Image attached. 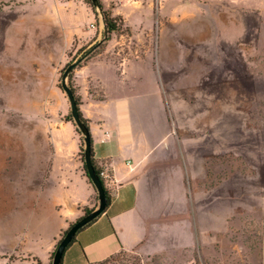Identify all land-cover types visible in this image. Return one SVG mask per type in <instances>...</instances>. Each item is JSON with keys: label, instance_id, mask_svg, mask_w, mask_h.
Here are the masks:
<instances>
[{"label": "rangeland", "instance_id": "obj_1", "mask_svg": "<svg viewBox=\"0 0 264 264\" xmlns=\"http://www.w3.org/2000/svg\"><path fill=\"white\" fill-rule=\"evenodd\" d=\"M156 4L149 14L154 23L145 33L150 61L176 60L179 68L160 72L174 137L170 144L181 155L191 202L197 198L204 209L213 200L216 213H229L227 229L199 231L194 249L148 256L127 252L107 264H200V255H210L209 242L238 264H264V0H199L179 12ZM173 13H193L207 21L170 24L167 17ZM115 17L117 35L125 37L114 47L122 54L106 57L118 63L137 42L129 41V29ZM91 20V13L76 2L0 0V260L33 257L23 251L22 241L30 239L31 208L41 202L46 185L50 131L74 130L83 153L82 135L69 120L61 75L71 62L80 65L99 57L106 44L103 34H94L72 40L63 52L57 40L66 37L71 25L79 32L89 29ZM159 47L160 53L163 47L169 53L158 54ZM71 74L73 70L67 83L79 100L80 87ZM198 220L204 222L205 214Z\"/></svg>", "mask_w": 264, "mask_h": 264}, {"label": "crops", "instance_id": "obj_2", "mask_svg": "<svg viewBox=\"0 0 264 264\" xmlns=\"http://www.w3.org/2000/svg\"><path fill=\"white\" fill-rule=\"evenodd\" d=\"M100 1L104 9L110 8L113 16L121 17L123 25L129 29V41L137 42V47L129 48L127 55L114 63L106 56L122 54L114 45L121 43L125 36L113 32L104 41L105 57H100L101 52L99 57L77 65L71 74L80 87L76 93L79 109L88 121L92 159L102 167L111 201L104 212L75 234L63 253L61 264L97 262L121 250L148 256L167 250L194 249L199 231L224 233L229 216L228 212L216 213L213 200L203 209L197 198L191 202V197L187 196L181 155L170 144L174 139L173 131L160 89V72L178 70V62L153 64L145 39L149 24L152 27L154 23L149 15L154 3L179 12L183 7L195 6L199 0H129L128 5ZM65 2L83 5L92 20L89 29L83 32L71 25L66 37H62L63 42L59 36L57 41L63 46V52L71 46L72 40L80 41L94 34L101 36L104 30L101 16H96L82 0ZM141 5L142 8L138 7ZM161 18L163 22V16ZM204 20L207 21L193 13H173L167 17L170 24ZM160 47L158 54L169 53L164 47L160 53ZM54 70V65L50 64V75ZM154 115L156 121H152ZM50 134L51 157L46 185L40 192L41 202L31 208L34 227L30 239L22 241L23 251L33 257L3 259L0 264H38L36 258L47 264L61 232L83 215L84 207L96 204V191L77 157L81 137L74 130L66 131L62 127H54ZM202 214H205L204 222L198 220ZM206 248L210 255L204 258L200 255V264L237 261L223 250L218 252L210 242Z\"/></svg>", "mask_w": 264, "mask_h": 264}, {"label": "water", "instance_id": "obj_3", "mask_svg": "<svg viewBox=\"0 0 264 264\" xmlns=\"http://www.w3.org/2000/svg\"><path fill=\"white\" fill-rule=\"evenodd\" d=\"M93 6L99 10L98 0H91ZM79 62H71L69 63L63 73L61 75V88L65 92L69 105H70V114L72 116L74 124L77 126L79 132L82 135L83 141V155H84V163L87 171V175L93 183L96 192H97V206L93 208L90 212L83 214L80 218L75 220L65 231L62 238L59 240L55 251L53 253L51 264H61L62 257L65 249L68 244L71 242L75 234L79 229L93 221L97 218L102 212H104L106 208V196L103 186L101 184L100 179L95 173L93 164H92V145H91V137L89 133V129L81 119L77 107V103L74 97V94L71 88L68 86L67 79L69 78L70 73L76 67Z\"/></svg>", "mask_w": 264, "mask_h": 264}, {"label": "trees", "instance_id": "obj_4", "mask_svg": "<svg viewBox=\"0 0 264 264\" xmlns=\"http://www.w3.org/2000/svg\"><path fill=\"white\" fill-rule=\"evenodd\" d=\"M85 2H86V3L88 4V6L91 8V10L93 11V13H94V14H97V13H96V8H95V6H93L92 2H91L90 0H85ZM98 7H99V14H100L101 19H102V21H103V23H104L103 39H104V41H105V40H108V39L110 38L111 33H113V32H114V33H117V32L119 31V25L117 24V18H116L115 16L112 15L111 10H109V9H104V7H103V5H102L101 2H98ZM119 17H120V16H119ZM119 19H120V18H119ZM71 90H72V92H73V94H74V91H73V89H72V86H71ZM74 97H75V100H76V103H77V107H78L79 115H80L81 119L83 120V122L85 123V125H86L87 128H88V121H87V119H85V118L83 117V115H82V113H81V111H80V109H79V100H78V98H76L75 95H74ZM69 117H70L69 120H71V118H72L71 114L69 115ZM80 141H81V140H80ZM79 151H80L79 158H80V160H81V162H82V164H83V165H82V168H83V170H84V173H85V175L87 176L89 182L92 184L93 188L95 189L93 183L91 182L90 178H89L88 175H87V171H86V168H85L84 155H83V153H82V142L80 143V149H79ZM92 164H93V167H94L95 173H96V175L98 176V178L100 179L101 184H102V186H103V189H104V191H105V196H106V208H107V206L110 204V201H111V195H110L108 189H107L106 186H105L104 179H103L102 174H101V172H102V167L99 166V165H97L96 162H95L93 159H92ZM95 191H96V189H95ZM96 205H97V192H96V204H95L93 207H84V208H83V214L90 212L93 208L96 207ZM104 211H105V210H104ZM91 222H92V221H91ZM88 224H89V223H88ZM66 230H67V229H65V230H63V231L61 232L59 240L62 238V236H63V234L65 233ZM79 230H80V229H79ZM79 230H78V231H79ZM78 231H77V232H78ZM73 239H74V237H73ZM73 239L71 240V242L73 241ZM59 240L56 242V244H55V248H56V246H57ZM71 242L68 244V246L71 244ZM55 248H54V251H55ZM54 251L51 253L50 260H52V257H53V253H54ZM122 253H127V252L121 250V251H119V252H117V253H115V254L109 256L108 258H106V259H104V260L97 261V262H87V264H107L108 262H110V260H112L113 258H115L116 256H118V255H120V254H122ZM36 261H37L38 264H42L37 258H36ZM47 264H51V262H49V263H47Z\"/></svg>", "mask_w": 264, "mask_h": 264}]
</instances>
